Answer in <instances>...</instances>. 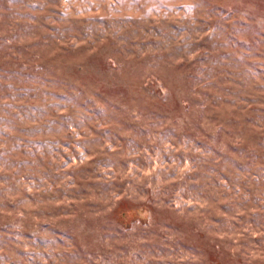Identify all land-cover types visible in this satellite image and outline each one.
I'll return each instance as SVG.
<instances>
[{"label": "rangeland", "instance_id": "374dc122", "mask_svg": "<svg viewBox=\"0 0 264 264\" xmlns=\"http://www.w3.org/2000/svg\"><path fill=\"white\" fill-rule=\"evenodd\" d=\"M0 264H264V0H0Z\"/></svg>", "mask_w": 264, "mask_h": 264}]
</instances>
